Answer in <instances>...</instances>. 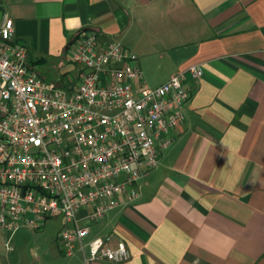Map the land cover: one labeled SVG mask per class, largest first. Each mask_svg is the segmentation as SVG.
Instances as JSON below:
<instances>
[{
  "label": "crops",
  "instance_id": "crops-1",
  "mask_svg": "<svg viewBox=\"0 0 264 264\" xmlns=\"http://www.w3.org/2000/svg\"><path fill=\"white\" fill-rule=\"evenodd\" d=\"M28 59L45 79L78 80L68 49L81 30L120 42L155 87L185 75L184 119L134 201L91 224L129 258L85 263L58 238L0 229V264H264V0H0ZM44 68V69H45ZM41 238V239H40Z\"/></svg>",
  "mask_w": 264,
  "mask_h": 264
},
{
  "label": "built area",
  "instance_id": "built-area-1",
  "mask_svg": "<svg viewBox=\"0 0 264 264\" xmlns=\"http://www.w3.org/2000/svg\"><path fill=\"white\" fill-rule=\"evenodd\" d=\"M68 59L78 80L64 88L29 61L13 21H0V229L35 231L60 217L65 254L86 248L85 263H120L125 241L89 237L91 224L139 197V181L184 119L186 72L203 69L190 65L151 87L135 54L93 30L78 33Z\"/></svg>",
  "mask_w": 264,
  "mask_h": 264
},
{
  "label": "rangeland",
  "instance_id": "rangeland-1",
  "mask_svg": "<svg viewBox=\"0 0 264 264\" xmlns=\"http://www.w3.org/2000/svg\"><path fill=\"white\" fill-rule=\"evenodd\" d=\"M45 67L44 66H37V70L40 72V73H42L43 74V72L44 71H46V70H48V68L46 67L45 69H44ZM60 225H61V218L60 217H57L55 220H51V221H49L48 223H47V228H46V230H44V232H43V235H41L40 237L42 238V239H44V240H48L47 241V243L49 242V241H51L52 240V238H54L55 237V235H56V231H57V229L60 227ZM15 233V232H14ZM13 234V233H12ZM40 238V239H41Z\"/></svg>",
  "mask_w": 264,
  "mask_h": 264
}]
</instances>
